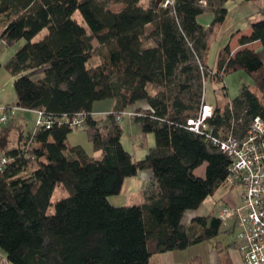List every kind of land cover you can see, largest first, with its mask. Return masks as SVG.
<instances>
[{
    "label": "trees",
    "instance_id": "16d2710c",
    "mask_svg": "<svg viewBox=\"0 0 264 264\" xmlns=\"http://www.w3.org/2000/svg\"><path fill=\"white\" fill-rule=\"evenodd\" d=\"M166 1L0 0V40L26 41L4 65L17 108L41 111L51 121L26 132L15 115L0 130V264H152L156 254L220 234L218 216L184 221L227 185L229 172L228 156L187 122L201 107L204 77L223 81L237 69L253 76L263 98L244 85L237 98L216 106L210 125L217 131L256 116L264 120V60L247 47L260 43L264 51V19L239 38L237 51L228 46L220 53L216 69L203 63L202 73L211 29L198 16L213 10L214 22H223L228 0ZM39 70L43 75L33 77ZM149 86L159 91L153 94ZM106 99L113 100V110L96 120L94 103ZM141 101L148 107L133 120L144 134L154 133L156 144L135 159L122 144L118 116ZM79 113L99 155L68 141ZM205 164L204 175H197ZM144 170L152 173L144 201L112 205L109 197L124 180ZM58 187L70 195L48 213ZM229 246L216 243L222 264H229ZM200 261L195 256L191 264Z\"/></svg>",
    "mask_w": 264,
    "mask_h": 264
},
{
    "label": "rangeland",
    "instance_id": "374dc122",
    "mask_svg": "<svg viewBox=\"0 0 264 264\" xmlns=\"http://www.w3.org/2000/svg\"><path fill=\"white\" fill-rule=\"evenodd\" d=\"M151 1L152 0H142V3L145 6H148ZM223 6L227 9V14L224 21L221 23L214 22L215 13L213 10H206L198 16V22L206 29H211L208 37L206 56L203 57V62H199V64L203 66V63H207L209 68L212 70L217 68L219 55L226 47L229 46L233 52L237 51L240 48L239 38L242 35H248L251 33L252 23L264 19V0H228L223 3ZM75 18L80 23L84 24L79 11L75 13ZM46 33V31H43L37 36L36 41L41 39ZM25 42V39H22L13 45H7L4 41L0 40V62L2 64L0 67L1 96H9L10 93H12V95L16 94L13 87V77L6 70L4 65L14 55V53L23 44H25ZM247 47L256 49L264 60V51L261 48L260 43H251L247 45ZM98 61L99 56L95 55L92 62L97 63ZM91 64L92 63H90V65ZM42 75V71L39 70L33 77L39 78ZM204 78V97L207 103L212 105L223 106L227 102L233 101L239 96L244 85L249 86L260 99L263 98L262 94L254 85L253 76L243 69H237L227 73L224 76L223 81L206 78V76ZM149 90L153 94L159 91V89L154 86H149ZM98 104L109 106L110 111L113 110L114 102L112 99L98 101ZM147 107V103L141 101L130 106L126 112L141 114ZM18 110H20V108ZM108 113H104L101 118L104 117L105 120ZM19 116L22 117V113H20ZM133 116L134 115L129 116L126 114L120 120V124L123 129L122 144L124 148L132 153L136 158L142 159L145 157L149 149L155 146L156 139L154 133L144 134L139 123L133 120ZM36 120L37 115L35 113L30 112L27 114V117H25L24 120H21L23 129L26 132L33 131L36 126ZM0 127H4V123H0ZM68 141L72 145H81L90 155H95L96 153L89 140L87 131L84 128H74L68 137ZM205 168L206 164L198 167L195 170V173L197 175H204ZM126 180L127 181L121 191L109 197L112 205H135L144 201L147 184L140 185L137 177H135V179L127 178ZM69 195L70 192L67 189L58 187L52 197V205L49 207L48 213L54 212V204L58 200L68 197ZM240 203L241 188L223 185L213 194L209 195L199 208H201L202 213L217 215L224 205H234ZM184 221H187V218H185ZM225 228L226 227L223 226L217 237L195 244L187 249L178 250V254L186 257V264L189 258L195 257L196 255L200 258V260H202L203 264H215L214 258L215 256H219L216 254L217 241L222 242L223 246H226L235 239V232L225 233V230H223ZM2 260V255H0V262ZM4 264L13 263L5 262Z\"/></svg>",
    "mask_w": 264,
    "mask_h": 264
},
{
    "label": "built area",
    "instance_id": "2783aa9c",
    "mask_svg": "<svg viewBox=\"0 0 264 264\" xmlns=\"http://www.w3.org/2000/svg\"><path fill=\"white\" fill-rule=\"evenodd\" d=\"M169 0L166 1V4ZM201 72L204 67L200 64ZM205 80V79H204ZM196 116L187 122L188 128L204 135L217 149L229 158L227 186L241 188V203L224 205L218 214L224 227L235 232L236 249L244 264H264V120L253 117L249 122H234L231 128L210 125L216 109L207 103L204 95ZM17 107L0 108V122L6 123L16 115ZM38 113L37 130L51 124L43 112ZM135 115L124 112V115ZM122 116H118L121 119ZM73 128H83L84 115L77 114L71 121ZM6 159L1 158L4 163Z\"/></svg>",
    "mask_w": 264,
    "mask_h": 264
},
{
    "label": "crops",
    "instance_id": "0c3cea01",
    "mask_svg": "<svg viewBox=\"0 0 264 264\" xmlns=\"http://www.w3.org/2000/svg\"><path fill=\"white\" fill-rule=\"evenodd\" d=\"M1 95L2 94H1V90H0V108H2V107L5 108L9 105H15V107H18L16 94L12 95V93H10L9 96H7V95L1 96ZM18 109L19 108H17L16 117H15L16 124L22 125L21 120H24V118L27 117V114H29L30 112L35 113L37 115V118H38V113L35 111L24 110L21 108H20V110H18ZM108 112H110L109 106H104L103 104H98V102L94 103L93 114H94V118L96 120L104 121V117L101 118V116L104 113H108ZM20 113H22V117L19 116ZM0 116H1V112H0ZM1 129H2V127H0V130ZM95 155H99V153L96 152ZM134 158L138 159L135 156H134ZM151 176H152V173L150 170H144V171H138V173L136 175L128 177V178H134L135 179V177H137L139 179L140 185L147 184V187H148L150 180H151ZM200 176H202V175H200ZM126 179L124 180L123 187L127 181ZM208 215H210V214L202 213L201 208H198L197 210H193V211H188L186 213L187 221H185V222L186 223L189 222L195 216H208ZM214 216H218V214L214 215ZM224 230H227V232H229V233L233 232L229 228H225ZM231 244H233V245H231ZM229 245L230 246L226 249V254L229 257V264H244L242 261L240 253L236 249L235 239ZM222 246H223V243H222ZM216 254H218V252ZM0 255H2L3 259L5 258V254L1 250H0ZM192 258H189L187 260V264H191ZM185 260H186V257L184 255L178 254L177 251H169V252H164V253H160V254H156V255L152 256L151 263L152 264H186ZM214 261H215V264H222L220 259H219V256H215ZM200 262H201V264H203L202 260Z\"/></svg>",
    "mask_w": 264,
    "mask_h": 264
}]
</instances>
